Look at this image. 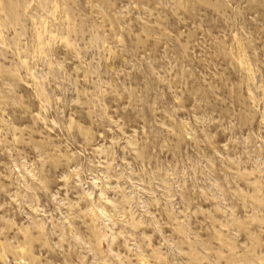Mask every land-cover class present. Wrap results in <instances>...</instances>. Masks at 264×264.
<instances>
[{"label": "rangeland", "instance_id": "rangeland-1", "mask_svg": "<svg viewBox=\"0 0 264 264\" xmlns=\"http://www.w3.org/2000/svg\"><path fill=\"white\" fill-rule=\"evenodd\" d=\"M0 264H264V0H0Z\"/></svg>", "mask_w": 264, "mask_h": 264}]
</instances>
